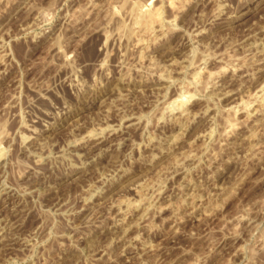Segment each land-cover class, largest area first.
I'll return each instance as SVG.
<instances>
[{"label": "rangeland", "instance_id": "obj_1", "mask_svg": "<svg viewBox=\"0 0 264 264\" xmlns=\"http://www.w3.org/2000/svg\"><path fill=\"white\" fill-rule=\"evenodd\" d=\"M173 2L0 0V264H264V0Z\"/></svg>", "mask_w": 264, "mask_h": 264}, {"label": "bare ground", "instance_id": "obj_2", "mask_svg": "<svg viewBox=\"0 0 264 264\" xmlns=\"http://www.w3.org/2000/svg\"><path fill=\"white\" fill-rule=\"evenodd\" d=\"M168 1V3L170 4V5H174V4H172V3H175V2H173V1H175V0H167ZM169 6V5H168ZM170 7V6H169ZM158 10V9H157ZM151 11V12H149V13H146L145 14V12H144V15L143 14H141V16L142 17H140V14H138V18H139V21H138V24L139 25H142L143 26V28L144 27H148L149 28V26H151L152 24H155V23H159V18H160V16H159V12H160V10H159V12L158 11ZM136 12V11H135ZM143 12V11H142ZM161 13V12H160ZM134 18V17H133ZM161 22V21H160ZM163 22V21H162ZM161 22V23H162ZM135 24L137 23V22H134ZM138 25V26H139ZM157 25V24H156ZM161 25V24H160ZM141 26V27H142ZM155 26V25H154ZM140 27V28H141ZM147 29V28H146ZM140 30H142V29H140ZM196 65V64H195ZM196 66H198V65H196ZM195 66V67H196ZM200 73V72H199ZM197 75V74H196ZM199 77H200V74L198 75ZM199 77H196V78H194L193 77V79H194V81L196 82L197 81V79L199 78ZM200 79V78H199ZM172 80V79H171ZM194 81H192L193 83H194ZM198 82V81H197ZM200 82V81H199ZM187 87V86H186ZM197 87V86H196ZM185 93V92H184ZM186 95V94H185ZM185 95H182V96H180L179 98H177V99H174L173 100V102H171V108L172 107H180V109L179 110H181V108L183 109L184 108V106L186 105V103L188 102V100L191 98V96L192 95H189L190 96V98L189 97H187L188 96V94H187V96H185ZM190 102V101H189ZM169 106H170V104H169ZM169 106L167 107V109L169 108ZM173 109V108H172ZM169 110V109H168ZM169 111H172L171 109L169 110ZM175 111V110H174ZM179 112V111H178ZM184 112V111H183ZM169 114H171V113H169ZM182 114H184V113H182ZM228 121V120H227ZM232 124V123H231ZM228 125H229V123H228ZM227 127V126H226ZM230 127V126H229ZM233 128V127H232ZM226 132V131H225ZM251 140V139H250Z\"/></svg>", "mask_w": 264, "mask_h": 264}]
</instances>
